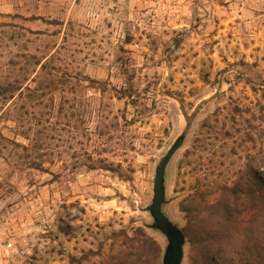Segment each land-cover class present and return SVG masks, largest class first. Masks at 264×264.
<instances>
[{
    "label": "rangeland",
    "instance_id": "obj_1",
    "mask_svg": "<svg viewBox=\"0 0 264 264\" xmlns=\"http://www.w3.org/2000/svg\"><path fill=\"white\" fill-rule=\"evenodd\" d=\"M205 98L167 166L182 229L198 180L264 153V0H0V264H71L139 225L163 255L156 167Z\"/></svg>",
    "mask_w": 264,
    "mask_h": 264
},
{
    "label": "trees",
    "instance_id": "obj_2",
    "mask_svg": "<svg viewBox=\"0 0 264 264\" xmlns=\"http://www.w3.org/2000/svg\"><path fill=\"white\" fill-rule=\"evenodd\" d=\"M126 94V93H125ZM128 95V94H127ZM231 181L198 180L180 201L189 264H264V153H249ZM112 247L90 248L71 264H161L162 246L142 225L110 233Z\"/></svg>",
    "mask_w": 264,
    "mask_h": 264
},
{
    "label": "water",
    "instance_id": "obj_3",
    "mask_svg": "<svg viewBox=\"0 0 264 264\" xmlns=\"http://www.w3.org/2000/svg\"><path fill=\"white\" fill-rule=\"evenodd\" d=\"M209 98L203 99L195 108L193 113L185 114L186 125L183 131L175 138L156 167L153 185V197L150 204L146 207L153 218L151 223L146 224L147 227L161 231L167 238L161 264H183L185 257V246L187 237L184 230L174 222L164 211V205L167 202L166 192V174L167 166L177 152L181 148L188 135L190 127L195 119L201 106L208 101Z\"/></svg>",
    "mask_w": 264,
    "mask_h": 264
},
{
    "label": "built area",
    "instance_id": "obj_4",
    "mask_svg": "<svg viewBox=\"0 0 264 264\" xmlns=\"http://www.w3.org/2000/svg\"><path fill=\"white\" fill-rule=\"evenodd\" d=\"M8 246H13V243L12 242H8Z\"/></svg>",
    "mask_w": 264,
    "mask_h": 264
}]
</instances>
